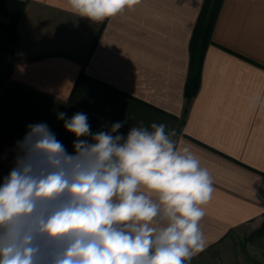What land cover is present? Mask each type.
<instances>
[{
  "label": "crops",
  "instance_id": "1",
  "mask_svg": "<svg viewBox=\"0 0 264 264\" xmlns=\"http://www.w3.org/2000/svg\"><path fill=\"white\" fill-rule=\"evenodd\" d=\"M22 1L11 52L0 53V180L30 124L46 123L74 152L61 112L86 114L92 133L163 123L214 179L201 221L207 244L193 258L264 224V108L248 105L264 95V0L222 1L189 100L203 0H140L102 23L67 11L66 0Z\"/></svg>",
  "mask_w": 264,
  "mask_h": 264
},
{
  "label": "clouds",
  "instance_id": "2",
  "mask_svg": "<svg viewBox=\"0 0 264 264\" xmlns=\"http://www.w3.org/2000/svg\"><path fill=\"white\" fill-rule=\"evenodd\" d=\"M140 0H66V10L102 23ZM264 108V95L248 98ZM64 128L68 153L46 123L28 125L0 180V264H190L207 244L201 221L214 179L175 129L163 123L92 133L76 113ZM115 134V135H114ZM81 137H91L80 139Z\"/></svg>",
  "mask_w": 264,
  "mask_h": 264
},
{
  "label": "trees",
  "instance_id": "3",
  "mask_svg": "<svg viewBox=\"0 0 264 264\" xmlns=\"http://www.w3.org/2000/svg\"><path fill=\"white\" fill-rule=\"evenodd\" d=\"M223 0H203L200 14L195 23L190 39V67L185 84V95L189 98L196 92L199 80V65L204 48L209 43L210 33L216 15ZM24 6L22 0H0V38L5 41L1 44L3 52L10 53L15 41V27ZM253 233L262 235L264 224Z\"/></svg>",
  "mask_w": 264,
  "mask_h": 264
},
{
  "label": "rangeland",
  "instance_id": "4",
  "mask_svg": "<svg viewBox=\"0 0 264 264\" xmlns=\"http://www.w3.org/2000/svg\"><path fill=\"white\" fill-rule=\"evenodd\" d=\"M3 41L1 37L0 53ZM254 230L229 235L221 244L192 258L190 264H264V233L258 235Z\"/></svg>",
  "mask_w": 264,
  "mask_h": 264
}]
</instances>
